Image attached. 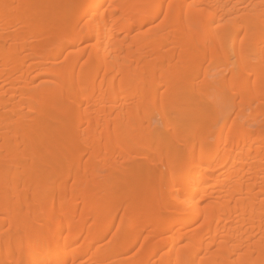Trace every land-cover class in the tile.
<instances>
[{"label":"bare ground","instance_id":"obj_1","mask_svg":"<svg viewBox=\"0 0 264 264\" xmlns=\"http://www.w3.org/2000/svg\"><path fill=\"white\" fill-rule=\"evenodd\" d=\"M0 264H264V0H0Z\"/></svg>","mask_w":264,"mask_h":264},{"label":"rangeland","instance_id":"obj_2","mask_svg":"<svg viewBox=\"0 0 264 264\" xmlns=\"http://www.w3.org/2000/svg\"><path fill=\"white\" fill-rule=\"evenodd\" d=\"M219 93V94H218ZM224 94V95H223ZM216 96H217V98H215L214 96V98H215V100H217V102L215 101V103H216V105H220L221 107L222 106H224L225 104H226V102H225V100L227 101V99L229 100V94H228V92L227 91H225V92H216V94H215ZM218 96H219V99H218ZM224 96V97H223ZM228 96V97H227ZM223 99H224V101H223ZM218 100H220L221 102H218ZM222 104H224V105H222ZM223 108V107H222ZM232 107L230 106V108L228 107V109H231ZM223 109H225V108H223ZM226 109H227V107H226ZM221 118L222 117H216V119H217V121H216V124L218 125L219 123H220V121H221Z\"/></svg>","mask_w":264,"mask_h":264}]
</instances>
